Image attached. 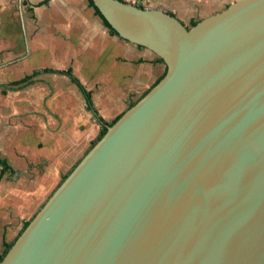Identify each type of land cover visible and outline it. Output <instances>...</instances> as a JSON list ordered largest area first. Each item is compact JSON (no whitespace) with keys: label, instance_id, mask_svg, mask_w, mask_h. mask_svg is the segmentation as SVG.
<instances>
[{"label":"water","instance_id":"95a60500","mask_svg":"<svg viewBox=\"0 0 264 264\" xmlns=\"http://www.w3.org/2000/svg\"><path fill=\"white\" fill-rule=\"evenodd\" d=\"M165 75L62 178L0 264H264V0L187 26L93 0Z\"/></svg>","mask_w":264,"mask_h":264},{"label":"crops","instance_id":"0c3cea01","mask_svg":"<svg viewBox=\"0 0 264 264\" xmlns=\"http://www.w3.org/2000/svg\"><path fill=\"white\" fill-rule=\"evenodd\" d=\"M123 1H140L188 26L236 0ZM166 68L150 49L113 33L89 0H0V159L12 168L4 171L0 163V248L13 243L12 228L4 240L6 224L13 222L11 210L21 216L28 211L25 187L41 185L37 197L42 199L46 175L51 183L59 182L104 128L67 71L111 123L138 102ZM39 156L44 162L48 158L46 167L34 163ZM15 179L21 186L2 195L3 185Z\"/></svg>","mask_w":264,"mask_h":264},{"label":"rangeland","instance_id":"374dc122","mask_svg":"<svg viewBox=\"0 0 264 264\" xmlns=\"http://www.w3.org/2000/svg\"><path fill=\"white\" fill-rule=\"evenodd\" d=\"M193 24V23H192ZM188 26H191V25H188ZM159 60V59H158ZM160 61V60H159ZM162 62V61H161ZM167 70V68H166ZM100 135L98 136H95L94 139H93V142L92 145H90L91 147L100 139L99 138ZM39 148L40 150H42V148H45L43 147L42 144L39 145ZM45 153H46V156H47V149L45 148ZM88 152V151H87ZM0 154L2 156H4V153L0 152ZM74 154V153H73ZM77 155L79 153H76ZM86 153H82L80 154L81 158L85 155ZM38 153L36 152V156L38 157ZM39 160V162H35L34 163H37L38 166L42 167V166H47L49 161H48V158L46 157V161L44 162L43 159L39 156V158H37ZM81 159L79 158L77 162H79ZM69 172V171H68ZM66 172V174L68 173ZM66 174H62L61 175V179H59V182L53 184L50 182V177H48L46 175L45 177V183H44V186L45 188L47 189L46 190V194L45 196L42 198V199H39L37 196V191H40L41 190V185H36L34 183L32 184H29V186H26L25 188L28 190V193H29V197L27 198V200L24 199V204L25 202L27 201V204H28V211L25 215L21 216V215H18L16 214V212L12 209V215L10 218L13 219V222L12 224H6V229H5V234H6V237H4V240L7 239L8 237V231H9V228H12L14 231H13V238H12V242L14 243L16 241V239L18 238V236L20 235V232L23 230L25 224L30 221V219L37 213V211L42 207V205L45 203V201L48 199V197L52 194V192L56 189V187L58 186V184L60 183V181L62 180V178L66 175ZM19 180L15 179L13 181H8L7 183H5L3 186V189H2V195H9L11 194L12 192V188L16 185V186H21L20 183H18ZM2 233H0V237H1ZM9 243V242H8ZM6 242V245H1V253L0 254H5L8 249V245H10V243L8 244ZM12 243V244H13Z\"/></svg>","mask_w":264,"mask_h":264},{"label":"trees","instance_id":"16d2710c","mask_svg":"<svg viewBox=\"0 0 264 264\" xmlns=\"http://www.w3.org/2000/svg\"><path fill=\"white\" fill-rule=\"evenodd\" d=\"M89 2H90V4L95 8L96 12L102 17V19L104 20V23L106 24V26H108L109 29H110L113 33L118 34L117 31H116L115 29H113V28L111 27V25L109 24V22L104 18V16L102 15V13H101L100 10L98 9V7L95 6L94 1H93V0H89ZM196 23H197V22H194L192 25H195ZM158 59H159L160 61L164 62V60H163L162 58L158 57ZM67 73L71 76L72 80H73V81H74V82L80 87L81 91L83 92V94H84V96H85V98H86V100H87V104H88L89 109H91V110L93 111L94 115L97 117V119L99 120V122H100L101 124L104 125V128H103V130L101 131L100 136H99V138H101V137L105 134V132L107 131V126L112 125V124H113L118 118L115 119V120H114L113 122H111V123L106 122L105 119H104L102 116H100L99 112H98L97 109L94 107V104H93V101H92L91 93L88 92V91L84 88V86L81 84V82L79 81V79H77V78L72 74V71H71V70H68ZM165 73H166V71H165ZM165 73H164V75H165ZM164 75H163V76H164ZM163 76H162V77H163ZM158 81H159V80H158ZM0 163L4 166V171H6V170H9V171L12 170L11 166H10L5 160H1V159H0ZM65 177H66V176H65ZM29 222H30V221H28V222L25 224L23 230H24L25 227L29 224ZM23 230H22V231H23ZM22 231H21V232H22ZM21 232H20V234H21ZM11 245H12V244L8 245L7 249H9V248L11 247ZM6 253H7V252H6ZM6 253H5V254H6ZM5 254H0V261L3 259V257L5 256Z\"/></svg>","mask_w":264,"mask_h":264}]
</instances>
